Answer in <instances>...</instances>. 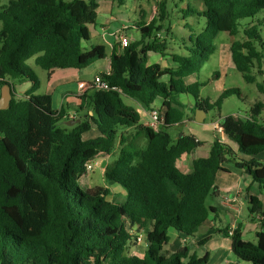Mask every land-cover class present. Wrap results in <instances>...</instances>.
Masks as SVG:
<instances>
[{
  "label": "trees",
  "instance_id": "obj_1",
  "mask_svg": "<svg viewBox=\"0 0 264 264\" xmlns=\"http://www.w3.org/2000/svg\"><path fill=\"white\" fill-rule=\"evenodd\" d=\"M201 1L205 9L193 12L207 19L212 31L186 47L189 56L173 55L177 68L170 69L147 62L148 52L164 54L167 49L158 37L151 40L161 33L168 17V0H157L156 16L140 28L141 39L120 54L112 53L110 72L103 74L110 87L122 92H83L77 107L81 122L72 127L65 124V108L54 111L51 95L37 94L40 82L27 62L33 59L48 72L82 71L105 59V47L83 48L91 39L89 27L96 25L98 4L94 0H10L1 7L0 87L13 82L32 86L23 98L13 97L9 107L0 110V264H208L209 253L199 257L187 246L165 253L169 230L180 237L197 236L214 213L208 200L214 196L218 174L227 172L225 163H234L264 193V163L258 158L264 155L261 102L245 119H221L228 142L215 139L207 158L193 160L192 173H183L177 166L184 154L202 146L189 135L171 145L169 130L184 120L180 95H192L196 109L209 112L241 94L239 89L225 90L210 104L199 97L195 86L185 83L214 54L216 36H236L242 27L244 40L232 44L231 60L247 83L255 82L256 65L262 73L263 56L257 45L264 48V17H257L264 11V0ZM246 19L256 20L243 26L241 21ZM258 89L264 91L262 85ZM123 96L149 111L162 99L165 114L159 129L141 125L140 114ZM133 128L147 143L135 155L123 148L118 168L106 169V181L126 191V201L114 203L109 188H85L81 179L88 162L111 156L117 139L123 144L125 131ZM93 129L98 137L84 140ZM248 204L249 215L260 218L255 244L244 240L240 228L219 232L231 239L236 258L231 264H264V203L249 196ZM142 232L145 250L137 257L128 250L137 245L133 234Z\"/></svg>",
  "mask_w": 264,
  "mask_h": 264
},
{
  "label": "crops",
  "instance_id": "obj_2",
  "mask_svg": "<svg viewBox=\"0 0 264 264\" xmlns=\"http://www.w3.org/2000/svg\"><path fill=\"white\" fill-rule=\"evenodd\" d=\"M73 1V0H70ZM69 1V2H70ZM87 2L91 0H85ZM98 4L97 10V22L96 25L89 27V32L91 35V39L89 43H83V48L85 50H90L96 46H103L106 49L107 57L101 61H98L92 64L89 67V72H93V77L91 80L85 81L82 79L83 73L80 71L75 75V80L77 81V88L75 93V101L72 103L73 112H67V119L69 120H77L80 119L81 113L77 112V107L79 106L80 100L79 96L82 95L84 91L79 89L80 83L89 84L92 82L94 77L98 74H108L110 72V56L112 53L120 54L123 50V47L120 44L119 36L125 35L129 40V43L134 41H139L141 39L140 28L147 26L154 18H155V8H152V11L147 12L144 8V5L155 4L157 6V0H122L119 3L118 0H94ZM184 1V0H180ZM118 5V11L116 16H114L115 6ZM4 6V5H3ZM109 18L107 17V14ZM136 15H139V18L135 20ZM105 17L104 20H99L101 17ZM116 25L114 30H111L113 26ZM136 32V34L140 35L139 39L132 38L129 36V33ZM135 35V34H134ZM154 37H158L161 42H165L167 45V49L164 51V54L159 52L150 51L147 53V62L148 65H160L162 68H170L176 69L177 65L173 62L172 56L178 55L176 53H168V44L165 41V38L161 33H157V35H153L151 40ZM186 49V47H185ZM88 69V68H86ZM85 70V69H84ZM83 70V71H84ZM79 71V70H78ZM87 71V70H86ZM34 72V71H33ZM48 86L50 83H54V77L57 75L56 71L48 72ZM35 74V73H34ZM36 75V74H35ZM38 78V77H37ZM189 78V77H188ZM187 78V79H188ZM167 77L163 78V81H167ZM185 79V81L187 80ZM40 86L39 90L42 89V81L39 79ZM27 82H13L11 83V96L7 101V105L9 106L13 97L19 99L24 97V93H20V90L23 86L26 85ZM32 86V85H31ZM29 86L28 89L31 87ZM6 86L0 87V101H2L3 93ZM27 89V90H28ZM38 90V91H39ZM37 91V92H38ZM38 94V93H37ZM44 94L51 95L52 97V108L54 111H59L61 108H64V100L68 98L70 95V89H66L62 95H58L56 93L46 92ZM43 95V94H41ZM195 100V99H194ZM179 101L183 106L181 111L184 114V120L173 126L169 130L170 135L172 132H177L174 136L175 141L181 137L185 136L182 128H187L189 130L190 135L193 136L197 141L202 143V146L198 148L191 154H184L177 162L178 168L186 174L192 173L193 171V160L195 158H207L210 153L211 146L215 139L223 138L222 141L228 142L226 137H222L220 134H217L213 130V125L215 124H206V119L208 117V112H205V115L200 112V109H196L195 101L190 99L183 98L182 95L179 97ZM163 100L159 99L155 102L153 107H156V104L162 105ZM136 104L140 106V109H137L141 118V125L148 126L149 123V110L145 107L141 106L137 101ZM2 104V103H1ZM1 107H4L1 106ZM161 114L164 116L165 110L161 107ZM143 111V115L147 118V121H143V116L141 115ZM203 111V110H201ZM91 114V112L89 113ZM237 117V116H235ZM222 116H219V119L216 123L220 122ZM245 119L246 116L240 117ZM203 119V120H202ZM264 123V122H263ZM134 129V128H133ZM96 131L95 129L91 130L89 133ZM89 133H86L89 135ZM94 133V132H93ZM97 133V131H96ZM93 134V136H89L85 140L92 139L98 137L97 134ZM172 138V136H171ZM233 148L234 145L229 143ZM259 160L264 163V156H258ZM106 165V161L103 162V166ZM224 168L227 170L226 173H219L216 180V190L214 196L210 197L208 200V205L214 208V213H210L208 220L203 224L200 228L197 236L195 238H185L180 237V235L174 230H169V238L170 241L168 245L164 248L165 253L171 255L178 252L184 246H187L191 250V254L197 255L198 251L203 252L207 251L209 253V249L213 248L212 252L213 256L210 257L208 264H231L233 258L231 257V242L228 240H224L219 238L217 235L222 230H234L240 228L243 238L246 241H249L253 244L257 242V233L261 231L260 222L257 220V217L253 218L248 213V199L249 196H257L264 203V193H261L257 184H253L252 180L243 174V172L237 169L232 162H228L224 164ZM115 189L123 193L126 198L125 192L119 190V188H110ZM112 193V192H111ZM247 197V198H246ZM227 198L230 199L232 203H227ZM210 239L214 242V245L211 246L210 242L207 240ZM204 243L200 245L201 242ZM140 250L137 248V253H132V255L140 254V257L144 253L145 247L142 245ZM210 255V254H209ZM201 257V256H199Z\"/></svg>",
  "mask_w": 264,
  "mask_h": 264
},
{
  "label": "rangeland",
  "instance_id": "obj_3",
  "mask_svg": "<svg viewBox=\"0 0 264 264\" xmlns=\"http://www.w3.org/2000/svg\"><path fill=\"white\" fill-rule=\"evenodd\" d=\"M10 0H0V9L3 5L8 4ZM70 1V0H66ZM144 8L147 12L152 11V8H155V16L157 13V6L155 4L144 5ZM205 9L204 3L201 0H184L183 2L180 0H168V17L165 21L162 22L163 30L161 34L165 38V41L168 44V53H176L181 56H189V52L185 49V47H192V41H196L197 39L203 40L208 32L212 31V27H209L207 19L202 16H199L197 12H193L196 10L198 12H202ZM118 11V5L115 6L114 16H116ZM107 17L108 13L106 12ZM106 16L99 18V20H104ZM264 17V11L259 13L257 18ZM139 18V15H136L135 20ZM256 19H246L241 21L244 26L247 23L254 22ZM0 22V29H1ZM209 27V28H208ZM116 25L113 26L111 30H114ZM208 29V30H207ZM243 28L241 27V32L236 36H231L228 33H219L214 41V45L216 50L214 54L211 56L210 60L204 65L201 72L198 75L189 77L185 83L186 85L195 86L199 91V97L210 104H214L220 97L223 91L230 89H239L241 94L240 96L233 95L223 101L220 106V109L214 108L208 112V117L206 119V124H214L218 121L219 116L228 117V116H237L244 117L247 116L251 110V108L256 103L264 104V91L260 92L258 89V85H262L264 87V48H260L257 45V49L261 52L263 59L261 63V74L258 73V66L256 65L254 69H252V75L255 76L256 80L254 83H247L242 74L236 70L232 60H231V52L230 48L232 44L236 41H243ZM135 34V35H134ZM130 37H134L136 39L140 38L139 34L136 32L129 33ZM191 38V40H190ZM160 41V40H159ZM161 42V41H160ZM89 43V42H85ZM27 64L34 71L36 76L41 79L43 85L42 89H40L37 93L44 94L47 91L56 94L62 95L66 89H70V95L66 100H64V108L66 111L73 112L72 103L75 101V91L77 88V81L75 80V75L80 71L75 69H55L57 75L54 77V83H50L48 86L49 76L47 71L41 69L40 67L34 64V60L31 59L27 62ZM90 67V66H89ZM88 69L82 70L83 76L82 79L85 81L91 80L93 77V72H89ZM87 70V71H86ZM183 98L194 100L192 95L182 94ZM124 102L132 106L133 108L140 109V106L135 103L134 99L123 96ZM156 102V101H155ZM155 104V103H154ZM162 105H157L156 107H161ZM91 115V114H90ZM142 120L147 121V118L142 114ZM261 122H264V109L260 118ZM64 126V124H62ZM185 136L190 135L189 130L187 128H182ZM94 132V133H93ZM89 133V135L84 134L83 139L85 140L89 136H93L96 131ZM177 132H172L171 145L175 143V134ZM97 134V133H96ZM124 136L126 137L123 144L120 143V140L116 141V148L111 156L102 157L97 159L96 162L93 163V170L85 177L81 179V184L85 188H95V187H110V188H119V190L125 192L118 185H114L113 183H109L105 179L106 169H117L118 168V160L121 155V150L124 148L126 151L131 152L132 154H136L140 150H142L146 146V139L143 134L138 133L137 128L129 129L125 131ZM263 155V154H262ZM264 156V155H263ZM136 160V157H135ZM106 161V165L103 166V162ZM111 196L110 200L114 203H124L126 201L125 195L118 190L110 189ZM146 237V234H144ZM219 238L224 240H228L231 242L229 237H225L220 233L217 234ZM210 242V245L213 246L214 242L210 239L207 240ZM142 245L132 244L129 247L128 252L130 254L137 253V248L140 250ZM145 247V242L143 244ZM198 251L197 256H204L207 251L202 250ZM213 248L209 249L210 257L214 255L212 252ZM140 257V254L135 255ZM231 257L233 258L232 263L235 261V256L231 253Z\"/></svg>",
  "mask_w": 264,
  "mask_h": 264
},
{
  "label": "built area",
  "instance_id": "obj_4",
  "mask_svg": "<svg viewBox=\"0 0 264 264\" xmlns=\"http://www.w3.org/2000/svg\"><path fill=\"white\" fill-rule=\"evenodd\" d=\"M119 41L120 44L123 48L127 47L130 43L129 40L127 39V37L125 35H121L119 36ZM109 74V73H108ZM107 74V75H108ZM79 89L82 91H86L89 89L95 90V91H117V92H122L121 89L117 88V87H110V85L108 84L107 81H105L103 74H98L94 77V79L92 80V82H90L89 84H85V83H80L79 84ZM164 121V116L161 114V110L160 108L157 107H153L152 110L149 111V123H148V127L152 128L153 130H158L159 127L163 124ZM213 130L217 133L220 134L222 137H224V131L223 128L220 124V122L215 123L213 125ZM223 138H221L222 140ZM96 162V160L90 161L86 164V168H85V173L83 175V178H85L92 170V165L93 163ZM227 203L230 204L232 203L230 201L229 198H227ZM257 220L260 222V218L257 217ZM145 233L142 232L140 234H133L135 239L134 241L138 244V245H143L146 237L144 235ZM230 235H232V231L229 233Z\"/></svg>",
  "mask_w": 264,
  "mask_h": 264
},
{
  "label": "water",
  "instance_id": "obj_5",
  "mask_svg": "<svg viewBox=\"0 0 264 264\" xmlns=\"http://www.w3.org/2000/svg\"><path fill=\"white\" fill-rule=\"evenodd\" d=\"M31 85H32L31 82H27L26 85L23 86V88L20 90V93H22V94L25 93L27 91L28 87L31 86ZM10 96H11V86L7 85L5 87V90H4V93H3L2 101H0V110H5V109H7L9 107V106L7 107L5 105H7V101L9 100ZM3 105H4V107H1ZM200 112L205 115L204 111L200 110ZM80 122H81V119L69 120V121H66L65 124H66L67 127H72V126H74V125H76V124H78Z\"/></svg>",
  "mask_w": 264,
  "mask_h": 264
}]
</instances>
